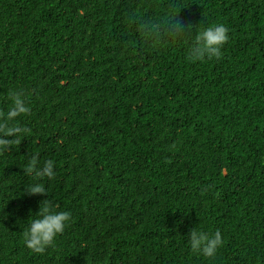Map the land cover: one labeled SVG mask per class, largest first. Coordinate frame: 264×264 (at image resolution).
I'll return each mask as SVG.
<instances>
[{"label": "trees", "instance_id": "trees-1", "mask_svg": "<svg viewBox=\"0 0 264 264\" xmlns=\"http://www.w3.org/2000/svg\"><path fill=\"white\" fill-rule=\"evenodd\" d=\"M176 17L192 33L143 41ZM214 23L222 54L188 60ZM10 91L29 110L0 150V264H264V0H0V113ZM33 155L53 177L24 171ZM46 198L70 219L34 252ZM192 227L221 232L213 257Z\"/></svg>", "mask_w": 264, "mask_h": 264}, {"label": "clouds", "instance_id": "clouds-1", "mask_svg": "<svg viewBox=\"0 0 264 264\" xmlns=\"http://www.w3.org/2000/svg\"><path fill=\"white\" fill-rule=\"evenodd\" d=\"M184 25L177 17L175 19H147L140 22L137 27L146 44H158L165 37L183 38L185 34L192 33V28ZM228 40V29L223 23H214L200 28L190 36L187 47V59L198 61L202 58H218ZM248 69V68H247ZM10 104L5 112L0 113V150L16 144L27 129L18 126L16 117L28 112V107L21 91L8 93ZM38 165L33 155L24 171L33 175L34 181L41 177L54 176V163L52 160H44ZM25 192L29 194L46 193L45 185L33 182L26 186ZM35 218L29 220L26 228L22 230L24 245L34 251L42 252L46 247L54 244L55 238L63 233L70 219L68 211H58L56 206L47 198L39 203V209L35 212ZM187 244L193 253L204 257H213L222 245V235L219 230L205 232L192 227L187 233Z\"/></svg>", "mask_w": 264, "mask_h": 264}]
</instances>
